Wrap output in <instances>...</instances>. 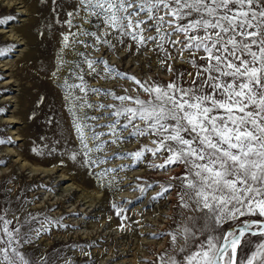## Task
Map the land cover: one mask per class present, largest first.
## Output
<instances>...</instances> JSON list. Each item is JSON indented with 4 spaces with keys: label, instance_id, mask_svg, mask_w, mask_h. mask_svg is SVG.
Listing matches in <instances>:
<instances>
[{
    "label": "snow or ice",
    "instance_id": "snow-or-ice-1",
    "mask_svg": "<svg viewBox=\"0 0 264 264\" xmlns=\"http://www.w3.org/2000/svg\"><path fill=\"white\" fill-rule=\"evenodd\" d=\"M50 2L52 19L46 27L62 24L70 29L60 32L52 72L57 77L62 67L72 65L57 85L78 141L75 146L66 141L65 154L109 189L120 179L111 173L141 161L153 170L182 169L163 182L135 186L143 197L159 183L153 200L175 191L173 206L180 219L175 228L152 234L170 240L153 264H264V0H74L68 8L65 0ZM77 17L91 27H75ZM12 19L11 14L0 16V23ZM125 38L131 41L129 52L132 43L136 52L150 45L170 79L140 78L89 51L104 46L114 52ZM77 44L83 50L76 51ZM69 48L77 59L65 58ZM174 55L191 70L174 68ZM86 75L128 80L132 88L121 85L117 92L90 87ZM89 95L113 102L92 101ZM98 120L103 122L93 123ZM130 141L138 145L100 155L109 144ZM32 152L43 154L35 146ZM114 158L130 159L131 164L100 167ZM9 210L0 211V264H58L48 253L36 255L23 247L46 230L42 225L33 230L36 217L25 213L22 219H9Z\"/></svg>",
    "mask_w": 264,
    "mask_h": 264
},
{
    "label": "rangeland",
    "instance_id": "rangeland-1",
    "mask_svg": "<svg viewBox=\"0 0 264 264\" xmlns=\"http://www.w3.org/2000/svg\"><path fill=\"white\" fill-rule=\"evenodd\" d=\"M73 3L74 0H65L66 8ZM50 8V0H0V16L11 14L14 17L7 23H0V49H7L0 51V140L6 141L0 143V160L5 161L0 164V211L9 208V219L14 216L22 219L25 213L35 216V222L31 224L33 230H39L37 225L46 230L40 232L39 237H31V243L23 247L36 255L48 253L58 264L60 261L70 264H153L158 261L157 254L168 248L170 240L168 235L157 237L152 234L175 228V222L180 219L178 209L173 206L175 191L153 200V194L159 191V183L143 197L135 186L151 181L163 182L172 172L182 169L177 166L167 172L153 170L141 161L137 166L111 173L120 179L114 180L109 189L107 185H99L95 176L65 154V142L75 146L78 141L71 127L69 111L64 107L63 92L57 85L72 65L62 67L57 77H53L52 72L56 67L60 32L70 29L62 24H54L51 30L46 27L52 19ZM60 15L61 19H66L65 12ZM80 24L91 27L77 17L75 27ZM22 27L30 28L33 35L30 37L20 31ZM113 42L116 43L115 39ZM130 42V38H125L124 46L116 43L114 52L104 46L99 51H89L140 78L170 79L167 69L158 65L157 54L150 51V45L136 52L132 43L129 52ZM75 50L81 51L83 46L77 44ZM65 52L68 61L78 58L71 48ZM172 65L191 70L190 65L177 55H174ZM85 71L87 73V69ZM85 78L90 87L115 88L117 92L122 90L121 85L130 91L132 88L131 81L119 78L93 79L89 75ZM89 99L113 102L96 95H89ZM91 114L99 115V112L92 110ZM137 145V141L119 146L109 144L108 151L100 155L110 156L114 151L131 150ZM34 146L41 148L43 154L33 153ZM148 159L152 160L151 154ZM130 164V159L114 158L100 167ZM113 203L119 207V213ZM37 213L41 215L36 216ZM45 217L54 218L55 222L45 223ZM14 224L13 220L12 226Z\"/></svg>",
    "mask_w": 264,
    "mask_h": 264
},
{
    "label": "bare ground",
    "instance_id": "bare-ground-1",
    "mask_svg": "<svg viewBox=\"0 0 264 264\" xmlns=\"http://www.w3.org/2000/svg\"><path fill=\"white\" fill-rule=\"evenodd\" d=\"M16 1V0H15ZM20 31H22L23 33H25L26 35H30V37H31V29L30 28H28V29H26V28H23L22 27V29H19ZM33 32V31H32ZM35 33V32H34ZM36 34V33H35ZM33 35V34H32ZM36 36V35H35ZM27 37H29V36H27ZM6 99V98H5ZM5 101V100H4ZM9 102V101H8ZM159 224V223H158ZM161 225V224H160Z\"/></svg>",
    "mask_w": 264,
    "mask_h": 264
}]
</instances>
